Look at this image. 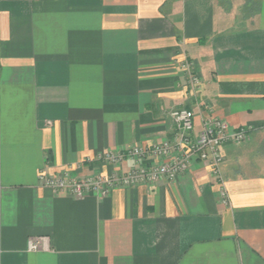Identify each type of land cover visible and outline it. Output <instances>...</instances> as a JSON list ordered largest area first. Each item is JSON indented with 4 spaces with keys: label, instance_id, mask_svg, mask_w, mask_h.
<instances>
[{
    "label": "crops",
    "instance_id": "crops-1",
    "mask_svg": "<svg viewBox=\"0 0 264 264\" xmlns=\"http://www.w3.org/2000/svg\"><path fill=\"white\" fill-rule=\"evenodd\" d=\"M182 107L197 132L210 114L264 131V0H0V264H264L249 137L223 148L227 202L201 161L106 196L42 184L152 167L98 156L170 137Z\"/></svg>",
    "mask_w": 264,
    "mask_h": 264
},
{
    "label": "built area",
    "instance_id": "built-area-1",
    "mask_svg": "<svg viewBox=\"0 0 264 264\" xmlns=\"http://www.w3.org/2000/svg\"><path fill=\"white\" fill-rule=\"evenodd\" d=\"M190 76V82L200 84V78L191 71L190 63L183 65ZM173 123L170 137L151 145H134L125 151L105 150L98 158L117 165L126 158L141 160L151 156L155 164L146 168L142 165L128 172L112 173L110 175H90L76 178L68 171L47 173L41 171L39 178L44 186L59 192H68L83 198L89 193L100 196L108 195L118 186H135L140 183H153L160 178L174 180L178 175L189 169L192 162L201 161L211 166L213 174L220 182V192L224 202H227V192L222 186L221 164L225 154L223 148L228 143H240L249 137L250 128H233L230 124L215 115H207L202 121L200 131L195 128V113L182 107L169 112ZM48 236L31 237L27 243L28 251L49 250Z\"/></svg>",
    "mask_w": 264,
    "mask_h": 264
},
{
    "label": "rangeland",
    "instance_id": "rangeland-1",
    "mask_svg": "<svg viewBox=\"0 0 264 264\" xmlns=\"http://www.w3.org/2000/svg\"><path fill=\"white\" fill-rule=\"evenodd\" d=\"M263 138H264V131H258L256 133L250 134L249 138L247 139V142L241 144V146L245 149V152H247L249 155H254V152L260 148V151L258 150L259 154L256 155L257 157L260 155V157H258L260 158L259 159L260 161L257 162L260 166L256 167L257 169L252 172L264 171V169H262L264 168V143L262 145L263 148L260 147V141L262 142ZM258 169H261V170H258Z\"/></svg>",
    "mask_w": 264,
    "mask_h": 264
}]
</instances>
